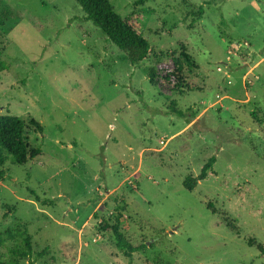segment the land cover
<instances>
[{"label": "rangeland", "instance_id": "374dc122", "mask_svg": "<svg viewBox=\"0 0 264 264\" xmlns=\"http://www.w3.org/2000/svg\"><path fill=\"white\" fill-rule=\"evenodd\" d=\"M110 1L140 15L147 61L133 66L74 0H0V114L41 151L0 164V259L31 264L11 252L24 230L48 249L36 264H264L249 245L264 243V0ZM213 156L217 175L186 190ZM119 213L146 247L132 259L101 227Z\"/></svg>", "mask_w": 264, "mask_h": 264}, {"label": "trees", "instance_id": "16d2710c", "mask_svg": "<svg viewBox=\"0 0 264 264\" xmlns=\"http://www.w3.org/2000/svg\"><path fill=\"white\" fill-rule=\"evenodd\" d=\"M83 9L86 14V20L92 21L101 31L107 36V38L115 44L122 52L127 55L129 62L135 66L147 61L153 54V48L150 45L147 37L143 33L142 25L139 20L140 15L133 13L128 17H121L116 13L114 6L110 0H74ZM148 0H136L135 6H142ZM204 9L200 8L198 11L199 19H202ZM198 19L190 25H194ZM181 56L184 57L187 63H193L192 58L186 52H182ZM7 70V64L2 59L0 53V74ZM164 78L168 82L174 80V76L170 73ZM150 83L157 86L160 83L157 82V71L155 69L149 72ZM174 88L177 89L179 85L174 83ZM172 91V90H169ZM179 116H184L182 111H176ZM31 123L40 131L43 132V127L36 121L31 120ZM26 123L23 119L13 115H1L0 114V164L3 165L6 162H10L17 166H24L30 160L35 159L40 154V150H32L29 148L25 137ZM217 158L211 157L207 163L202 167L201 173L198 176H189L185 179L183 186L186 190L192 192L196 189L199 182L206 181L210 177L216 176L215 165ZM35 196V200L42 205H47L49 202L42 201L40 197L32 192ZM208 209L212 214H218V211L214 208L212 203L208 204ZM121 210V209H120ZM121 214H117L115 217V223L109 224L105 222L101 227L106 232H111L114 244L116 248L128 259H132L134 254L143 252L146 248L145 245L132 244L124 232L121 229ZM224 222L227 223L234 232L238 233L237 226L232 220L225 218ZM11 236L15 240H20L23 243V247L14 246L11 252H16L19 259H26L31 264H36L37 260L45 256L48 249H44L41 252H35L32 245L31 236L24 230H15L11 232ZM249 245L258 249V251L264 256V243L259 244L254 239L249 240ZM0 264H19L16 260L6 262L0 259Z\"/></svg>", "mask_w": 264, "mask_h": 264}]
</instances>
